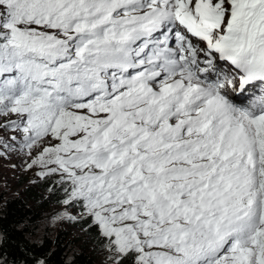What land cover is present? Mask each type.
I'll return each mask as SVG.
<instances>
[{"label":"snow or ice","instance_id":"snow-or-ice-1","mask_svg":"<svg viewBox=\"0 0 264 264\" xmlns=\"http://www.w3.org/2000/svg\"><path fill=\"white\" fill-rule=\"evenodd\" d=\"M12 154L101 264H264V0H0Z\"/></svg>","mask_w":264,"mask_h":264},{"label":"trees","instance_id":"trees-1","mask_svg":"<svg viewBox=\"0 0 264 264\" xmlns=\"http://www.w3.org/2000/svg\"><path fill=\"white\" fill-rule=\"evenodd\" d=\"M46 180L23 186L20 195L0 196V232L7 234L3 251L9 261L35 264V258L45 259L46 264H97V253L92 249L90 237L70 238L69 231L55 235L46 234L40 240L33 238L50 205L62 206V195L49 192ZM80 229L78 224L69 225Z\"/></svg>","mask_w":264,"mask_h":264},{"label":"rangeland","instance_id":"rangeland-1","mask_svg":"<svg viewBox=\"0 0 264 264\" xmlns=\"http://www.w3.org/2000/svg\"><path fill=\"white\" fill-rule=\"evenodd\" d=\"M41 178L36 175V170H27L23 158L12 154L10 157H0V196L7 198L20 195L23 186L31 185ZM64 211L63 206L50 205L44 214V219L36 229L33 238L40 240L42 236L55 235L59 231H69L70 238L83 237V232L78 228L70 227V223L57 219L58 214ZM93 249V248H92ZM97 264H101L102 257L96 254Z\"/></svg>","mask_w":264,"mask_h":264}]
</instances>
